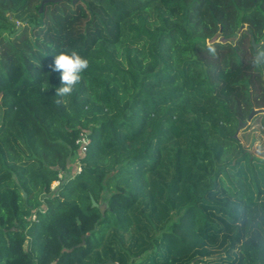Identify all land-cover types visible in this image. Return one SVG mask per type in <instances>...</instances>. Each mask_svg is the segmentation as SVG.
<instances>
[{
  "label": "trees",
  "instance_id": "16d2710c",
  "mask_svg": "<svg viewBox=\"0 0 264 264\" xmlns=\"http://www.w3.org/2000/svg\"><path fill=\"white\" fill-rule=\"evenodd\" d=\"M259 51L264 0H0V264H264Z\"/></svg>",
  "mask_w": 264,
  "mask_h": 264
},
{
  "label": "clouds",
  "instance_id": "9594fccd",
  "mask_svg": "<svg viewBox=\"0 0 264 264\" xmlns=\"http://www.w3.org/2000/svg\"><path fill=\"white\" fill-rule=\"evenodd\" d=\"M89 60L82 57L77 51L62 52L55 56L52 71L60 73L61 86L55 90V97L60 99L56 103H64L65 97H71L75 87L83 80V74L89 68ZM254 68H264V51H259L253 57ZM47 87V84L45 85Z\"/></svg>",
  "mask_w": 264,
  "mask_h": 264
},
{
  "label": "rangeland",
  "instance_id": "374dc122",
  "mask_svg": "<svg viewBox=\"0 0 264 264\" xmlns=\"http://www.w3.org/2000/svg\"><path fill=\"white\" fill-rule=\"evenodd\" d=\"M76 3V2H75ZM66 6V5H65ZM60 9L63 8V5L60 4ZM39 10L41 9V6L38 7ZM64 9H66L67 11L69 10H73L74 7L72 6H66L64 7ZM241 32V31H240ZM239 32V33H240ZM220 39L216 40V42H219ZM232 45H237V43H232ZM243 46V45H240ZM242 48V47H241ZM251 122V121H250ZM249 125V124H248ZM242 131V130H241ZM241 131L239 132V134H241ZM247 135H251L254 136V143L252 144V146L250 147V151L251 153L256 156V157H261L264 158V131L261 130L259 125H252L248 132H246ZM246 147H249L248 144L245 145ZM59 185V182H53L52 186H51V191L55 190L57 188V186ZM35 218V216H31V219L33 220Z\"/></svg>",
  "mask_w": 264,
  "mask_h": 264
},
{
  "label": "water",
  "instance_id": "95a60500",
  "mask_svg": "<svg viewBox=\"0 0 264 264\" xmlns=\"http://www.w3.org/2000/svg\"><path fill=\"white\" fill-rule=\"evenodd\" d=\"M76 1H77V0H72L73 3H75ZM240 31H241V28H239V30H238L237 33L239 34ZM224 41H225V40H224L223 38H220V40H219V42H224ZM251 44L253 45V47H255V44H254V41H253V40H251ZM261 113H264V109H253V110L250 112V114L248 115V117H247V119H246L245 122H241V121H239L238 126H237V129H236V133H235V135H234V138L236 139V138L238 137V133L240 132V130L244 129V128L250 123L251 119H252L255 115H257V114H261ZM23 196H24V198L26 197L25 194H23ZM90 201H91V206H92V207H97V208H99L101 214L104 213V210H105V206H104V205H100V206L97 205V203L93 200V198H90ZM77 223H79V222L77 221Z\"/></svg>",
  "mask_w": 264,
  "mask_h": 264
},
{
  "label": "built area",
  "instance_id": "2783aa9c",
  "mask_svg": "<svg viewBox=\"0 0 264 264\" xmlns=\"http://www.w3.org/2000/svg\"><path fill=\"white\" fill-rule=\"evenodd\" d=\"M75 145L78 147L81 153H85L88 145L87 135L83 132H80L75 140ZM80 171H81L80 164L77 163V174L80 173ZM59 177L61 178V176ZM55 182H59V181H55Z\"/></svg>",
  "mask_w": 264,
  "mask_h": 264
}]
</instances>
